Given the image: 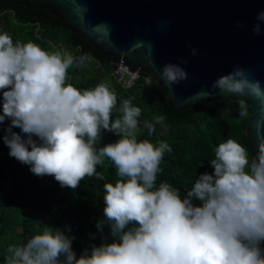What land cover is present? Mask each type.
Listing matches in <instances>:
<instances>
[{
  "label": "clouds",
  "instance_id": "1",
  "mask_svg": "<svg viewBox=\"0 0 264 264\" xmlns=\"http://www.w3.org/2000/svg\"><path fill=\"white\" fill-rule=\"evenodd\" d=\"M257 20L264 22V12ZM260 31L257 23L253 32ZM191 53L195 56L197 49ZM90 60L88 54L48 52L0 34V124L11 121L3 137L9 156L38 177L53 176L62 188L75 190L86 177L104 180L97 166L105 158L119 177L103 185L105 219L96 224L101 233L108 225L115 242L93 246L77 258L74 237L46 225L25 244L10 245L6 264H264V144L250 158L234 139L220 143L210 162L214 172L200 174L184 198L167 181L157 186L160 164L172 149L166 141H138L141 109L124 99L121 116L113 120L117 95L107 83L85 90L66 83L70 67ZM185 63L181 59L162 67L160 78L167 87L187 80L180 66ZM250 75L236 67L218 77L212 91L264 103V88ZM238 105L239 115L246 116V100ZM156 125L167 131L165 116L143 122L149 135ZM102 131L121 138L97 148Z\"/></svg>",
  "mask_w": 264,
  "mask_h": 264
},
{
  "label": "trees",
  "instance_id": "2",
  "mask_svg": "<svg viewBox=\"0 0 264 264\" xmlns=\"http://www.w3.org/2000/svg\"><path fill=\"white\" fill-rule=\"evenodd\" d=\"M4 32L11 35L14 43L31 41L48 52L66 49L77 57L88 54L91 57L88 63L68 69L66 83L81 90L94 89L100 83H107L117 95L113 120L121 116L119 107L122 101L131 99L133 105L141 109L138 141L147 139L156 145L166 141L172 149L170 153H165L160 164L157 186L167 181L179 189L182 198L200 174L214 172L210 162L215 158L214 150L220 143L234 139L247 149L250 158L257 153L247 133L248 121L253 114L250 107H247L244 117L239 115L238 102L232 100L182 111L174 109L144 75L133 88L126 89L118 82L114 64L123 59L126 65L135 70L133 63L103 54L46 9L0 1V34ZM159 115L165 116L168 129L165 131L156 125V132L149 135L143 122L153 121ZM10 123L6 119L0 124V264H6V250L10 245L25 244L32 236L41 234L46 225L63 229L66 235L74 237L72 249L77 258L86 249L90 252L93 246L115 242L108 225H104L102 233L96 227L98 221L105 219L103 185L114 184L119 179L112 162L105 158L103 164L97 166V172L105 177L104 180L95 176L86 177L75 190L62 188L53 176L38 177L31 173L30 166L9 156L10 150L4 144L3 137L8 134ZM12 131L27 138L19 128ZM120 138L102 131L97 148L115 143ZM193 203L200 205L199 201Z\"/></svg>",
  "mask_w": 264,
  "mask_h": 264
},
{
  "label": "water",
  "instance_id": "3",
  "mask_svg": "<svg viewBox=\"0 0 264 264\" xmlns=\"http://www.w3.org/2000/svg\"><path fill=\"white\" fill-rule=\"evenodd\" d=\"M6 1L46 9L103 54L131 61L137 74L155 85L174 109L245 99L253 110L248 137L257 152L264 144V103L212 91L213 82L236 67L248 69L250 78L264 88V22L257 20L264 0ZM257 23L259 35L253 32ZM181 59L187 61L180 66L188 78L169 88L160 70ZM205 91L211 94L197 95Z\"/></svg>",
  "mask_w": 264,
  "mask_h": 264
},
{
  "label": "built area",
  "instance_id": "4",
  "mask_svg": "<svg viewBox=\"0 0 264 264\" xmlns=\"http://www.w3.org/2000/svg\"><path fill=\"white\" fill-rule=\"evenodd\" d=\"M114 66L118 82L126 89L133 88L136 82L141 78V74H137L136 70H132L128 65H126L123 59L115 63Z\"/></svg>",
  "mask_w": 264,
  "mask_h": 264
}]
</instances>
